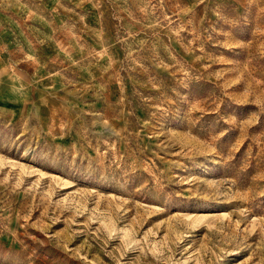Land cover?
<instances>
[{
    "label": "rangeland",
    "instance_id": "rangeland-1",
    "mask_svg": "<svg viewBox=\"0 0 264 264\" xmlns=\"http://www.w3.org/2000/svg\"><path fill=\"white\" fill-rule=\"evenodd\" d=\"M0 264H264V0H0Z\"/></svg>",
    "mask_w": 264,
    "mask_h": 264
}]
</instances>
